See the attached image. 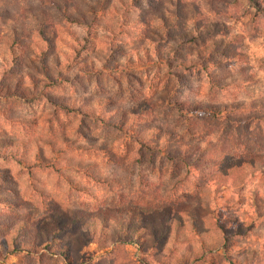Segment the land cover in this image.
Wrapping results in <instances>:
<instances>
[{
	"label": "rangeland",
	"instance_id": "obj_1",
	"mask_svg": "<svg viewBox=\"0 0 264 264\" xmlns=\"http://www.w3.org/2000/svg\"><path fill=\"white\" fill-rule=\"evenodd\" d=\"M66 1L79 4L83 10L85 3L92 2L0 0V84L9 83L18 73L14 64L5 69L2 66V57L8 55L3 41L14 35L16 46L26 54V64L21 68L33 71V52L42 41L37 33L42 20H47L49 32L65 39V45L56 46L66 51L69 63L86 58L98 70L84 74L65 67L61 74L54 73L46 80L33 71L36 84L28 87L33 97L7 96L0 90V140L18 145V152L12 154L17 157L0 154V198L22 205L25 211L41 218L63 212L72 218L91 214L98 206L146 204L156 199L185 202L190 197L187 203L201 209L211 204L208 186L188 179L177 160L166 158L163 140V148L151 150L134 141L133 129L120 132L97 117H86L75 107L79 100L87 104L98 99L106 103L101 106L104 109L149 105L158 123L181 132V118L175 109L180 101L258 99L264 103V0H110L116 7L98 14L100 24L88 27L63 20L56 5L65 10ZM65 11L72 13L73 9ZM215 42V52L198 54V50ZM226 46L244 57L222 56ZM135 52L149 56L135 60ZM217 57L222 60L220 67L207 63ZM241 68L253 78L251 84H240ZM213 79H227L232 84L219 88ZM25 83L31 81L27 78ZM72 98L75 100L70 102ZM58 100L61 105H57ZM155 120L136 122L137 128ZM98 142L107 146L110 154L94 149L93 144ZM35 155H55L56 164H35ZM75 159L90 162L89 171L94 174L65 166ZM68 177L73 184L67 182ZM238 191L240 203L233 212L247 231L233 239L234 249L246 251L247 264H257L258 259H264V165L259 176L249 179ZM1 209H6L3 204ZM78 235L73 231L62 233L70 242ZM71 246L72 264H110L114 259L119 264L122 255L131 261L137 259L133 244L120 246L122 250L114 244L98 250L96 244L80 240ZM41 252L46 251L38 254ZM225 255L220 251L214 254L212 263L231 264ZM39 261L65 264L58 257L28 259L23 254L5 256L0 264Z\"/></svg>",
	"mask_w": 264,
	"mask_h": 264
},
{
	"label": "trees",
	"instance_id": "obj_2",
	"mask_svg": "<svg viewBox=\"0 0 264 264\" xmlns=\"http://www.w3.org/2000/svg\"><path fill=\"white\" fill-rule=\"evenodd\" d=\"M53 2L50 1L51 4ZM65 5L66 9H73V12L68 13L60 5H56L63 20L76 21L86 27L93 23L99 25L98 14L102 15L104 10L107 12L111 7H116L110 0H92L91 3H85V10L71 1H66ZM48 26L47 20H42L38 28L37 33L42 41L33 52V71L39 72L44 80L54 73L61 74L65 67L84 74L98 71L86 58L77 63H69L70 58H65L66 51L56 46L57 43L65 45V39L49 32ZM3 42L8 55L2 57V66L5 69L6 65L14 64L18 73L9 83L0 84V90L7 92V96L22 99L33 97L32 89L28 87L36 84L34 80L37 77L33 71L21 68L26 64V54L16 46L18 42L14 35ZM217 46L218 42H215L197 52L205 56L215 52ZM174 53L177 57L176 49ZM134 55L135 60L139 56H149L147 53L141 55L140 52H135ZM221 55L236 59L244 57L243 53L231 50L228 46L223 47ZM207 63L220 67L222 60L217 57ZM117 68L118 66L115 67ZM244 71L241 68L238 74V80L243 86L253 81ZM27 78L31 81L30 84L25 83ZM212 83L219 88L232 84L227 79H213ZM73 100L75 98L69 101ZM60 102L62 101L58 100L57 105H61ZM104 104L106 103L101 99L91 100L87 104L79 100L75 108L86 117H97L102 123L109 124L120 132L133 129L134 141L151 150L163 148V140V154L166 158L169 161L177 160L184 168L185 177L202 181L208 186L212 203L201 209L187 203L186 200L190 197L185 202L156 199L146 204L136 202L115 207L98 206L91 214H77L72 218H67L64 212L41 218L34 212L25 211L22 205L0 198V205L3 204L6 208L0 210V234L8 229L0 236V259L23 254L28 259L58 257L65 264H72L74 250L71 244L85 240L87 244H96L98 250H106L112 244L120 250V246L135 245L137 259L131 261L126 255H122L118 258L119 264H213L212 256L219 251L226 254L231 264H247L246 251H236L233 245V239L244 236L247 227L233 210L240 203L238 190L249 179L258 177L261 166L264 165V103L258 99L229 102H200L195 99L180 101L176 103L175 109L181 118V132L158 123L149 105L128 109L110 106L104 109L101 107ZM98 109L101 111L98 112ZM154 120L155 122L143 125L142 129L137 128L136 122L144 124L145 121ZM154 139L159 141L155 142ZM93 148L110 154L103 143H94ZM15 152H18L17 144L0 140V154L17 157L12 155ZM54 158L55 155H35V164L55 166ZM65 164L72 171L94 174L89 171L92 166L90 162L75 159ZM67 182L73 184L70 177ZM221 186L226 187L222 189ZM198 202L201 206V201ZM67 231L77 232L79 235L70 242L62 236ZM40 250L46 252L38 254ZM114 260L110 264H116ZM261 262L264 259L256 261L257 264ZM39 264L42 262L39 261Z\"/></svg>",
	"mask_w": 264,
	"mask_h": 264
}]
</instances>
